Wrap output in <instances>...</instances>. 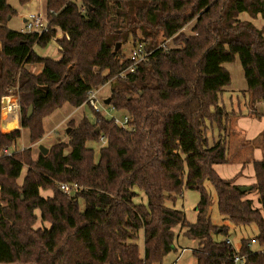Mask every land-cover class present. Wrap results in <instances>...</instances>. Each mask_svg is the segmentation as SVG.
Wrapping results in <instances>:
<instances>
[{"label": "trees", "instance_id": "trees-1", "mask_svg": "<svg viewBox=\"0 0 264 264\" xmlns=\"http://www.w3.org/2000/svg\"><path fill=\"white\" fill-rule=\"evenodd\" d=\"M18 2L25 7L31 0ZM243 13L264 19V0H46L48 27L38 34L9 29L17 11L0 0V122L3 98L18 97L21 129L37 144L46 117L66 104L89 106L90 90L116 80L110 106L127 114L131 127L121 129L91 109L94 122H69L68 141L58 140L37 160L30 148L0 157V264H162L176 251L178 227L197 242L195 264H232L230 227L213 224L206 182L224 221L258 229L241 241L243 264H264V160L254 162L256 183L242 193L236 178L223 179L213 168L230 162L227 145L209 148L203 134L207 124L223 126L219 98L231 85L224 65L237 60L250 115L260 119L255 107L264 104V28L241 20ZM194 20L193 35L186 36L183 28ZM169 39L179 48H159ZM52 41L58 60L35 51ZM128 42L149 55L121 79L133 61L116 47ZM30 65L41 72L30 73ZM21 129L0 130V153L17 144ZM60 183L79 189L67 195ZM184 189L200 193L194 224L174 207ZM48 190L53 196L42 197ZM249 192L258 194L261 209L245 199ZM36 210L49 228H33ZM219 235L225 240H216Z\"/></svg>", "mask_w": 264, "mask_h": 264}, {"label": "crops", "instance_id": "crops-1", "mask_svg": "<svg viewBox=\"0 0 264 264\" xmlns=\"http://www.w3.org/2000/svg\"><path fill=\"white\" fill-rule=\"evenodd\" d=\"M44 5L45 0H31L26 7L28 11H30L29 13H33L34 15L36 13H42L41 11H43ZM27 16L25 15L23 18L24 26ZM259 19L262 20L261 18H257L256 21ZM258 28H264V24L262 27ZM18 31L24 30L20 29ZM58 37H61L60 33ZM35 51L42 57L53 60H58L60 58L59 47L55 41H52L45 49L35 47ZM27 68L30 73L35 75L39 74L42 70L40 65H30ZM248 101L246 81H244L243 84L240 79L239 84L236 85L231 77V85L223 89L219 98V105L225 111L223 126L221 129H218L215 125L209 124V131L206 136L209 148L213 147L214 144L218 142H224L227 148L228 143H230L229 148L234 147L232 149V155L228 154L230 156V162H234L235 164L231 165L229 162V165L219 164L215 165L213 168L221 178H236L235 183L242 186H251L249 185L250 183H252L253 186L256 183L254 162H260L264 159V104L259 103L255 107L257 114L261 118V120H259L250 115L252 110ZM18 103L19 100L16 96L3 98L0 122L1 132L8 133L16 129H21ZM84 107H86V105L75 108L70 104H66L61 109L56 110L53 114L46 117L43 120L45 134L38 144L33 145L31 143L30 131L28 129H21V139L8 151L13 153L30 148L33 160H37L39 157L38 147L40 145L49 148L57 142L55 138H53V134H56L58 131L57 129L66 128V125L71 121L74 122L75 125H79L82 119L86 117L83 111ZM249 148H253L252 153L247 152ZM69 153H71L70 148L64 151L65 155ZM252 158L254 161H252ZM253 178L255 179L254 182L253 180L251 181Z\"/></svg>", "mask_w": 264, "mask_h": 264}, {"label": "rangeland", "instance_id": "rangeland-1", "mask_svg": "<svg viewBox=\"0 0 264 264\" xmlns=\"http://www.w3.org/2000/svg\"><path fill=\"white\" fill-rule=\"evenodd\" d=\"M75 1H76L77 4H79V5L81 4V0H75ZM8 2H9V5L11 7H13L17 11V16L9 21V23L7 25L8 28L11 29V30H14V31H18L20 29L24 30L25 26H24V23H23V18L25 17V15L26 16L28 15L26 17V19L29 18L31 15H33V13H29L30 11H28V8L26 6L22 7L19 4L18 0H8ZM45 2H46V0H45ZM41 12L42 13H40V14H42V16L44 18L45 17V5H44V8H43V11H41ZM38 14L39 13H36L34 15H38ZM240 18L243 21L247 20V21L254 22L256 24V26H258V27H262L263 24H264V19H262V20L259 19L258 21L253 20L246 13H243L240 16ZM194 25H195V20L193 22H191L190 24H188L186 27H184L183 30H182V33H184L186 36H192L193 35ZM167 44H168L167 45V49H171V48H175V47L179 48V46H177L176 43L172 39H170ZM138 46L139 45H134L132 42H128L127 44H125L123 46L120 44V48L122 50V54L127 56V57H131L132 53L138 48ZM224 66L230 72L231 77L233 78V81H234V83L236 85L239 84L240 79H241L242 83L244 84V81H245L244 80L245 79L244 78V73H243V69H242V66H241L239 60H237L233 64H226ZM115 81L116 80H112V81L108 82L106 85L98 87L100 89L99 93L97 94L98 100L100 102L99 107H100L101 111H103L104 116H105L106 119H110V115L105 113V110H103V109H106V110L110 109L111 110V106L110 105H106L105 101L110 98L112 87L115 85ZM18 106H19V103H18ZM91 109L92 108H90L89 106H86V107L83 108V111H84L85 116L91 122H94L95 121L94 113H93V111ZM119 115L122 116V115H127V114H124L123 112H119ZM259 120H261V118ZM209 126L210 125L207 124V127L204 128V130H203V134H205V136H207V134H208ZM66 128H67V125H66ZM66 128L57 129L58 130L57 133L53 134V138H55V141H58V140H63L64 142L68 141L67 137H66V133H65ZM105 143L106 142L103 140L101 142V144L97 148H95V150H94L95 153H98L99 148L101 146H104ZM33 145H35V144H33ZM229 147H230V143H228V148H227V156H228V158H230L229 154L232 153V149L234 148V147H232V148H229ZM49 148H47V149H49ZM252 149L253 148H249V150H247V152L248 153H252ZM38 150H39V147H38ZM40 154L41 153L39 151V155ZM31 156H32V154H31ZM252 161H254L253 158H252ZM229 164L232 165V164H235V163L234 162L233 163L230 162ZM229 164H227V165H229ZM26 170H27V167H25L23 169L22 176H21V178L18 181L19 183L22 182V177L25 174ZM252 180H253V182L255 181L254 178L251 179V181ZM235 185L238 186V187H244L242 185H237L236 183H235ZM249 185H251L250 187H252V183H250ZM57 186H58V184H57ZM205 187H206V189H207V191L210 194L211 199H212V205H211V208L209 210V215H210V218H211L213 224L216 225V226L225 225V226H229L230 227V235L227 238H228V240H230L231 245L234 247L235 251L236 250L239 251L240 246H241V241L243 239H252L255 236H257V234H258L257 227L255 225H251V226H248V227H235V226L231 225L227 220L224 221V218L219 214L218 209H217V197H216V192H215L214 188L208 182L205 183ZM245 187H248V186H245ZM40 194L44 198H48V197H52L53 196V192L50 191V190L41 191ZM143 198L144 197H142V195H141L137 199V201H143L144 200ZM245 199L246 200H252L253 206L256 209H261V204L259 202V197H258V194L256 192H254V193L253 192H249L246 195ZM199 201H200V193L198 191L184 189L183 192H182V196L178 197L174 207H175L176 210L182 211L185 214L187 223L194 224L195 221H196L197 205H198ZM169 206L172 207L173 205L170 203ZM35 215L37 216V221L33 225L34 229L49 228L50 227V224L48 222H42L41 221L39 210L35 211ZM181 230H182L181 227H178V228L175 229V232H176V239H175L176 251L168 254L165 257V259L163 260L162 264H195V259H194L193 255H192V251L195 248H197V242L185 237L182 234L183 231L181 232ZM216 240H219V241L220 240H225V237L219 235V236H216ZM139 245L141 246V250H142L143 249L142 242H139ZM251 248H252L253 252H258L260 250L256 243H252L251 244Z\"/></svg>", "mask_w": 264, "mask_h": 264}, {"label": "built area", "instance_id": "built-area-1", "mask_svg": "<svg viewBox=\"0 0 264 264\" xmlns=\"http://www.w3.org/2000/svg\"><path fill=\"white\" fill-rule=\"evenodd\" d=\"M47 27H48L47 20L45 17L43 18L42 14L31 15L25 21L24 31L25 32H36L38 34H41L44 31H46ZM169 40L164 41L160 45L159 48L163 49L164 51H168L169 49H167V45H168L167 43ZM143 49H144L143 45H139L138 48L132 53L131 57H128L133 61V63L130 67H128L126 70H124L119 75V77L121 79H124L129 73H134L137 65L140 62H144L148 59L149 54L147 52H145ZM99 90L100 89L97 88V89L89 91L87 103H88L89 107H91L96 113H99L100 115L104 116L103 111H101V109L99 107L100 102H99L98 97H97ZM103 110H105V113L110 115L109 120H113L114 123L118 127H120L121 129L129 130L131 128L129 126L130 125L129 124L130 123L129 116H127V115L120 116L119 112H117L115 110V108H113L112 106H111V110L110 109L109 110L103 109ZM11 154H12L11 152L5 151L4 153H0V157L3 155L10 156ZM59 188L64 194L72 195L73 193H75L79 189V186L77 184H73V183H60ZM227 242L231 244L230 240H227ZM231 261H232V264H243L244 263V257L240 256L238 254V251L236 250Z\"/></svg>", "mask_w": 264, "mask_h": 264}, {"label": "water", "instance_id": "water-1", "mask_svg": "<svg viewBox=\"0 0 264 264\" xmlns=\"http://www.w3.org/2000/svg\"><path fill=\"white\" fill-rule=\"evenodd\" d=\"M119 48H120V43L117 44L116 50H118ZM105 104L109 105L110 104V99H107L105 101ZM32 110H33V108H32V106H30L29 109H28V113H27L28 117L32 114ZM39 151H40L41 154L45 155V154H47L48 149L41 145V146H39ZM251 189H252V187H250V186H248V187H245V186L244 187H239V190L242 193L251 191Z\"/></svg>", "mask_w": 264, "mask_h": 264}]
</instances>
